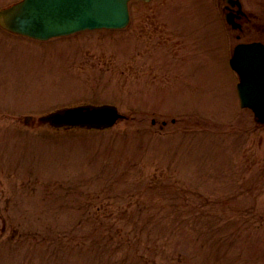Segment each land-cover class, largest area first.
Segmentation results:
<instances>
[{"label":"rangeland","instance_id":"rangeland-1","mask_svg":"<svg viewBox=\"0 0 264 264\" xmlns=\"http://www.w3.org/2000/svg\"><path fill=\"white\" fill-rule=\"evenodd\" d=\"M131 13L122 30L47 42L0 28V264H133L127 249L101 253L112 228L100 227L147 221L151 208L162 211L150 231L159 245L203 260L194 239L213 227L208 264H264V126L237 105L238 76L228 74L242 39L207 0L133 1ZM255 14L243 40L264 38ZM89 102L126 118L105 129L38 121ZM140 204L151 208L139 215ZM183 207L191 214L163 216Z\"/></svg>","mask_w":264,"mask_h":264},{"label":"water","instance_id":"water-1","mask_svg":"<svg viewBox=\"0 0 264 264\" xmlns=\"http://www.w3.org/2000/svg\"><path fill=\"white\" fill-rule=\"evenodd\" d=\"M128 0H24L2 12L6 25L13 30L38 38H48L84 27L122 26L128 21ZM239 70L243 105L253 107L264 122V46H238L232 59ZM119 116L111 106L77 108L58 111L48 116L55 124H113Z\"/></svg>","mask_w":264,"mask_h":264},{"label":"trees","instance_id":"trees-1","mask_svg":"<svg viewBox=\"0 0 264 264\" xmlns=\"http://www.w3.org/2000/svg\"><path fill=\"white\" fill-rule=\"evenodd\" d=\"M112 228H115V230H111L109 233H106V235L104 237L107 241L101 244V246H102V248H104L105 252L107 251V253H109V252L112 253L116 250L121 252L123 249H128L129 248V240H130L129 235H124L125 233H124L122 227L116 228V226H113ZM132 228H133V230L135 229L134 231L137 235H139L141 233H146V234L149 233V227H148L147 223H142L140 225L139 224L134 225ZM116 230L118 233L121 234V237L116 241V244L113 245L114 247H112L111 241L114 240ZM141 240H143V238H141ZM145 249H146V247H144L143 250H140L137 253L133 252L136 255L135 259L132 262L133 264H186L187 263V257L185 255H183L182 253H181V255H178L176 257L167 256L164 259L159 260L157 258H154V255H152V254L148 255L145 252ZM125 258H127V257H125ZM125 258H122V264L127 262V261H125Z\"/></svg>","mask_w":264,"mask_h":264},{"label":"flooded vegetation","instance_id":"flooded-vegetation-1","mask_svg":"<svg viewBox=\"0 0 264 264\" xmlns=\"http://www.w3.org/2000/svg\"><path fill=\"white\" fill-rule=\"evenodd\" d=\"M242 1V9L240 10L235 0H221L222 9L230 13H264V5L252 4L250 0Z\"/></svg>","mask_w":264,"mask_h":264}]
</instances>
